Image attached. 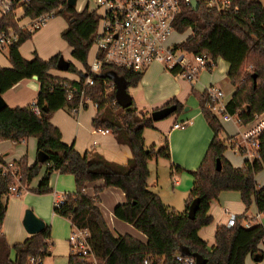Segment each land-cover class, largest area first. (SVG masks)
<instances>
[{"label": "trees", "instance_id": "16d2710c", "mask_svg": "<svg viewBox=\"0 0 264 264\" xmlns=\"http://www.w3.org/2000/svg\"><path fill=\"white\" fill-rule=\"evenodd\" d=\"M195 11L189 5H182L174 23L178 34L191 31L180 44L185 51L198 55L207 53L212 59H222L228 63L226 77L235 88L227 102L228 111L237 114L241 124H245L264 110V4L257 0H236L237 14L216 13L207 9L202 0ZM60 0H32L26 15L36 16L53 10ZM58 14H64L67 27L61 37L71 48V56L80 62L84 71L79 72V81H69L49 74L60 60V54L48 60L35 55L28 60L21 56L20 46L31 38L33 32L19 29L10 15L0 19V32L14 31L16 41L8 45L7 59L10 67H0V94L23 79L37 76L39 90L35 104L39 113L30 107H9L0 110V141L21 142L28 137L36 139L37 152L47 154V160L27 165L26 157L13 163L14 170H6L7 163L0 154V264H27L29 257L43 260L49 256L50 226L45 225L39 234L30 235L25 241L9 246L5 240L1 225L5 217L6 205L3 198L9 194L13 183L12 172L18 173L17 191H30L42 195L52 193L49 180L53 173L72 175L75 192L63 194L53 204V214L68 219L78 228H86L90 233V244L98 264H186L177 260L180 247H186L191 253L200 254L205 264H245L248 255L263 252L258 249L264 239V229L259 225L244 227L247 213L254 203L257 211H264V186L259 187L256 175L264 169V133L261 136L260 160L245 161L243 167L234 168L223 156L230 149V136L225 133L218 118L207 108L208 100L204 93H191L196 97L201 113L213 131V138L195 171L191 172L193 185L185 200V210L177 211L165 205L158 194L148 188V162L151 159L169 160L167 138L158 149L147 148L143 132L153 128L150 113L138 110L134 102L128 109H122L115 101L112 75L123 77L127 88L136 87L143 74L124 68L103 65L101 73L95 75L94 83L84 88V95L96 104V113L92 119L94 129H106L113 134L119 144H125L131 151L126 164L108 161L94 148L80 153L73 145L65 144L60 130L51 123L52 114L59 109H71L78 102V95L67 100L62 88L82 90L89 66L87 54L93 44L97 28V15L75 8L65 3ZM253 16V19H250ZM36 31V30H35ZM69 72H76L70 63ZM253 76H256L254 81ZM176 106L175 113L183 109L177 100L171 99L162 107ZM44 108L46 110H44ZM220 160V170H216V160ZM176 171L181 169L170 167ZM44 169V170H43ZM43 170L36 187H30L32 180ZM102 180L103 185L95 190L93 196L85 194L88 182ZM107 187L120 189L125 201L113 209L116 219L121 220L141 232L146 242L129 236L114 237L107 230L103 232L98 219L101 213L98 207L100 192ZM223 191L239 193L245 206V213L237 215L235 225L226 228L217 227L213 236V245L201 239L198 232L211 223L210 203ZM199 200L194 219H189L187 210L194 199ZM15 257L10 259V251ZM68 264H88L80 257L69 253ZM195 264V263H193ZM257 264V262H255Z\"/></svg>", "mask_w": 264, "mask_h": 264}, {"label": "crops", "instance_id": "0c3cea01", "mask_svg": "<svg viewBox=\"0 0 264 264\" xmlns=\"http://www.w3.org/2000/svg\"><path fill=\"white\" fill-rule=\"evenodd\" d=\"M41 28L42 27L37 29L36 32L34 31L31 38L28 40H33V43L36 44V40L39 39L41 32V35L59 34L61 37V32L65 29L62 24H51L48 27L46 26V29H43V31L41 30ZM39 30H41V32H39ZM54 42L56 43V40H54ZM54 42L52 44H49L48 47L44 50L36 47L34 53L43 60H48L53 56L60 54L58 65L55 68L50 69L49 74L69 81H79V77H75V75L62 74L69 71L68 69L63 70L62 68H60L61 63L65 61V59L63 58V56H61V51L58 50L69 51V45L67 44L69 48H66L64 45L61 46V44L59 45L58 43L57 45H55ZM21 56L28 60L33 58L28 57L27 55L24 56L22 54ZM66 62H68V65L71 63L69 61ZM71 64L74 66L73 63ZM155 64L158 63H154L152 65ZM217 64L218 65L215 66L217 72L213 68L210 70L204 69L200 71L197 79L193 82H187L186 80H184L185 78L181 76H174L166 72H161L159 76L162 77V81L164 83L155 87L148 83L147 76L142 75L140 82L144 87L147 98L151 96L149 101H147V105L143 106V110L148 111L151 114L153 110L161 108L166 102L171 99L177 100L180 104H187L190 101H194L195 98L191 94L192 87L197 89V92L200 93H204V89L208 85H217L222 88V83L228 82L226 74L229 65L227 62L220 58ZM8 67H10V64L8 65ZM57 70L62 72H58ZM83 71L84 69L80 72ZM202 75L203 80L201 79ZM145 87H147V89H145ZM38 90L39 83L37 82V80H34L33 78L23 79L13 87L8 89L6 92H4L2 94V97L6 105L11 108L17 106L24 107L29 103L35 101ZM132 100L134 102L133 97ZM67 111L71 115L63 111V109H59L55 111L51 116V123L60 130L61 139L65 144L73 145L74 148L80 153H84L91 148H94L108 161L118 164H126L127 161L131 158V151L129 147L125 144H119L111 132L101 134L99 132H96V130L92 127L91 123L96 113V109L94 111H88L87 105L76 115L71 113L70 109H67ZM172 115L173 118L169 123H166V121L161 122L162 120L153 123V128L157 130L156 133L158 134L157 138L160 141V146L162 145L164 138H167L168 141L169 160L159 158L165 160L167 164L169 163V168L167 170L168 175L166 176V178L164 177V173L159 175V173H157L160 170L159 166H156V168L153 169V166L151 164L152 160H150L148 162L149 177L147 180V184L149 190L158 194L165 205L174 208L177 211L178 209L184 211L186 197L193 185V177L191 175V172L195 171L201 163L213 138V131L204 119L199 106L191 105L190 107H187L186 110L184 108L179 113H174ZM176 122H182L183 126L174 128L173 124H175ZM225 123H227L228 125H226ZM221 124L227 136L232 137L237 134L238 127L233 122H224ZM231 128H234L233 133H230L229 131ZM145 130L143 132L144 143L147 148H150L151 146L146 144L147 135L145 134ZM153 146L155 147V144ZM230 150L231 151H225L223 153L224 158L234 168L243 167V164L246 161L245 156L239 155L232 149ZM37 153L36 139L34 137H28L18 143L9 140L0 141V154L3 156V160L7 164L9 162H18L22 157H26L27 165H32L33 163L37 162ZM171 165L179 167L181 170L176 171L174 169H171ZM43 170L37 177L32 180L30 187H36L39 184V181L43 174ZM153 170H156L155 177L152 176ZM102 185V180L86 183L85 194L90 197L93 196L95 190ZM49 186L52 189V193L49 194L38 195L30 191L23 190L18 196L10 193L5 196L3 198V201L6 205V211L1 229L9 246H13L14 244L25 241L30 236V234L23 227V215L26 208H31L33 213L38 218L43 220L45 225L50 226L51 246L49 248L50 254L47 257L52 258L54 256H66V259L68 260L70 251L67 241V251L56 252V255H54V241H52V233H55L54 224L57 218H60L66 222L67 226L69 227V232L71 230L72 223L66 218L59 217L53 214L52 209L54 202L58 200L63 194L75 192L76 187L74 178L69 174H59L58 172H55L50 177ZM175 200L182 201V209L175 205ZM124 201L125 197L120 189L114 187L105 188L100 193V201L98 203L102 220L103 222H105L106 227L109 228L110 232H116V234L111 232L114 237H117L119 235H129L141 241L142 243H145L146 237L144 234L138 233L132 226L123 224L115 218L113 214L114 207L118 204L123 203ZM227 211L239 216L245 213V206L242 204L241 200L237 204L235 200H228L226 198V194L221 192L218 198L212 200L210 203L209 214L212 217L211 223L201 228L198 232L199 237L205 240L209 246L213 245V236L217 227L226 224ZM256 211L257 209L255 207L253 213H255ZM251 214H249V212L247 213L248 216H250ZM57 242H61V239H57ZM263 243H259L258 249L261 250L264 254ZM14 257L15 252L14 250H11L10 259L13 260ZM263 262L264 255L262 261L257 262V264H263ZM42 264H44V260ZM245 264H255L252 256L248 255L246 257Z\"/></svg>", "mask_w": 264, "mask_h": 264}, {"label": "built area", "instance_id": "2783aa9c", "mask_svg": "<svg viewBox=\"0 0 264 264\" xmlns=\"http://www.w3.org/2000/svg\"><path fill=\"white\" fill-rule=\"evenodd\" d=\"M32 0H0V19L10 15L19 29L34 32L56 16L67 4L68 0H60V4L53 10L36 16L26 15ZM236 0H202L203 5L216 13L237 14L238 8L234 4ZM264 4V0H257ZM198 2V0H197ZM191 0H75L72 6L76 12L87 10L97 15V28L93 37V45L96 47L95 58L87 70V76L82 83V90L77 88H62L65 90L67 100H72L78 95V102L70 111L78 114L87 105L92 104L84 95V88L94 83L95 75L101 73L103 65L124 68L134 73L144 74L147 68L158 63L174 76H182L193 82L200 71L214 66L215 60L207 53L194 55L180 47L182 42L171 40L173 34H178L174 23L182 5L191 6ZM199 3V2H198ZM68 5V4H67ZM27 20L23 24L24 20ZM253 19V16H250ZM191 31L189 30V33ZM17 34L14 31L0 32V49L8 47L16 41ZM191 56L192 60L188 58ZM208 100L207 108L214 114L220 123L233 122L238 127L236 135L229 139L230 149L246 160H260L261 136L264 133V110L256 114L252 120L241 124L237 114H231L227 108L225 95L217 85H208L204 89ZM27 106V105H26ZM33 113L38 114L39 108L34 102L28 104ZM183 126L182 122L173 124L174 128ZM96 130V129H95ZM96 132L106 134V129H97ZM6 170H14L13 163L9 162ZM12 172V176L16 173ZM9 193L20 195L17 187L11 185ZM58 200H61L60 198ZM226 228L235 225L237 215L227 211ZM259 225L264 229V211H256L244 221V227L250 228ZM264 239L260 242L263 243ZM69 251L80 257L81 261L88 264H98L90 244L88 229L71 226L68 236ZM264 244V243H263ZM177 260L186 264H193L192 257L177 256ZM40 259L28 258L27 264L39 263ZM143 264H148L144 260Z\"/></svg>", "mask_w": 264, "mask_h": 264}, {"label": "rangeland", "instance_id": "374dc122", "mask_svg": "<svg viewBox=\"0 0 264 264\" xmlns=\"http://www.w3.org/2000/svg\"><path fill=\"white\" fill-rule=\"evenodd\" d=\"M26 22H27V20L25 19L23 21V24L26 23ZM51 24H60V25L62 24L66 28L67 27V19H66V16L64 14H58V15H56L55 17L49 19L45 23V25L42 26L41 30L43 31V29H46L45 28L46 26L48 27ZM41 30H39V32H41ZM190 33H189V31H187V32L182 33V34H173L171 36V40H173L175 42H179V43L180 42H183L188 37V35ZM41 34H42V32L40 33L39 39L36 40V44L33 43V40H27V41H25L22 44V46L20 48V52H21L22 55H24V56L27 55L28 57H34L36 55L34 53L36 47L41 48V49L44 50V49H46L48 47L49 44H52L54 42V40H56V43L54 42L55 45H57V43H58L59 45L61 44V46L64 45L66 48H69L68 45H67V42L66 41H63L62 37H60L59 34H56V35H49V34H47V35H45V34L41 35ZM58 51H61V56H63V58L65 59V61H69V62L73 63L74 66L76 67L75 68L76 69V74L75 73H71V72L70 73L69 72H66V73H62V74L75 75V77L76 76L79 77V72L82 71L84 69V67H83V65L80 62L74 60L71 57V55H70V48H69V51H62V50H58ZM7 54H8L7 47H4V48L0 49V67H8V65L10 64L9 61H8V59H7ZM95 54H96V47L92 44L90 46V48L88 50V54H87V64H88L89 67H90V65L92 64V62H93V60L95 58ZM188 58L190 60H192L191 56H188ZM218 60L219 59H216L214 66L211 67V68H209L208 70H210L212 68L215 69V66L218 65L217 64L218 63ZM215 70L217 72V69H215ZM58 72H62V71H58ZM161 72H166V73L170 74L169 71L168 70H165L161 64H155V65H151L146 70V72L143 74V76H147L148 83L150 85H153V86L157 87L158 85L164 83L162 81V77L159 76V74ZM201 79L203 80V75H202ZM184 80H186L187 82L189 81L187 79H184ZM192 88L195 91H198L194 87H192ZM145 89H147V87H145ZM222 90H223L224 95H225V100L228 101L230 99L232 93L234 92L233 86L229 83V81L228 82H223L222 83ZM127 91L134 98L135 106L137 107V109L139 108V109H142L143 110V106L144 105H147V101H149V99H150L151 96L149 98H147V94H146V92L144 90V87H143L142 83L139 82V84L136 87H129V88H127ZM156 93H157V90H156ZM193 97L195 98L194 101H190L187 104L186 103H183L182 104L183 105V109L184 108H187V107H190L191 105L199 106L196 97L194 95H193ZM94 110H95L94 106L92 104H89L88 105V111H94ZM63 111L69 113L66 109H63ZM172 118H173V115L165 118L161 122L166 121V123H169V122H171ZM225 124L228 125L227 123H225ZM229 131H230V133H233L234 132V128H231ZM156 132H157V130L154 129V128H147L145 130V134L147 135L146 144H148L150 146H153L155 144V149H158V147H160V144H159L160 141L157 138L158 134ZM226 151H231V150L230 149H227ZM151 160H152V163L151 164L153 166V169H155L156 166H159L160 170L157 173H159V175L164 173V177L166 178V176L168 175L167 174V170L169 168V163L167 164V162L165 160H163V159H155L154 158V159H151ZM155 171L156 170H153V172H152V176H154V177H155V174H156ZM12 177H13L14 181H13V183L11 185H13L15 187L18 186L19 185V179H20L18 173L16 174V176H12ZM256 182H257V184H258L259 187L264 186V169L261 170L256 175ZM222 193L226 194V198L228 200H235L236 201V204L238 202H240V197H239L238 192H235V191H223ZM181 203H182L181 200H175V205L178 206V207H180L182 209V204ZM254 208H255V204L253 203L250 206V208H249V214H251V213L254 212ZM26 209H30L31 210V208H26ZM178 211H181V210L178 209ZM119 221L121 223H123V224H127V223H125V222H123L121 220H119ZM54 231H55V233H52V241H54L53 251H54V255H56L55 254L56 252H65V251H67L66 241L68 242V236H69L70 232H69V227L67 226L66 222L64 220L60 219V218H57L55 220ZM136 231L141 234V232H139L138 230H136ZM111 232L116 234V232H114V231H111ZM57 239H61V242H57ZM44 264H68V260L66 259V256H61V257L60 256H58V257H55L54 256L52 258L47 257V258L44 259ZM263 264H264V262H263Z\"/></svg>", "mask_w": 264, "mask_h": 264}, {"label": "water", "instance_id": "95a60500", "mask_svg": "<svg viewBox=\"0 0 264 264\" xmlns=\"http://www.w3.org/2000/svg\"><path fill=\"white\" fill-rule=\"evenodd\" d=\"M67 4L69 6H73L75 4V0H68ZM191 7L193 10H197L199 3L197 0H191ZM60 68L63 70H66L68 68V62L63 61L61 63ZM34 80H37V76L32 77ZM113 78V84H114V96H115V101L117 104L122 108V109H128L131 107L133 100L129 92L127 91V83L123 79V77L118 76V75H112ZM253 79L255 81L256 76H253ZM6 107V103L0 94V110ZM187 108H185L186 110ZM44 110H46L44 108ZM176 111V106L171 105V106H166V107H161L159 109L153 110L150 114L151 119L153 122L163 120L170 115L174 114ZM47 160V154L44 152H38L37 153V162L40 164H43ZM221 167L220 160H216V170L219 171ZM199 204V200L196 198L194 199L187 210V216L189 219H194L195 218V213L197 211ZM23 227L25 230L30 234H39L41 233L44 228H45V223L43 220L38 218L32 210L26 209L23 215ZM98 223L100 228L102 229L103 232H107L108 228L106 227L105 223L101 218L98 219ZM180 255L184 257H192L194 259L195 264H205V259L197 253H191L186 247H180ZM254 262H261L263 259V255L258 252L252 256Z\"/></svg>", "mask_w": 264, "mask_h": 264}, {"label": "bare ground", "instance_id": "6f19581e", "mask_svg": "<svg viewBox=\"0 0 264 264\" xmlns=\"http://www.w3.org/2000/svg\"><path fill=\"white\" fill-rule=\"evenodd\" d=\"M198 8H199V6H198Z\"/></svg>", "mask_w": 264, "mask_h": 264}]
</instances>
